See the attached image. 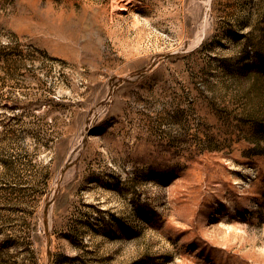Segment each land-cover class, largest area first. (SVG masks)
Wrapping results in <instances>:
<instances>
[{
	"label": "rangeland",
	"instance_id": "obj_1",
	"mask_svg": "<svg viewBox=\"0 0 264 264\" xmlns=\"http://www.w3.org/2000/svg\"><path fill=\"white\" fill-rule=\"evenodd\" d=\"M0 264H264V0H0Z\"/></svg>",
	"mask_w": 264,
	"mask_h": 264
}]
</instances>
